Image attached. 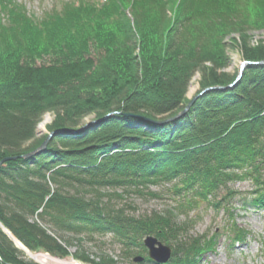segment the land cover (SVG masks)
I'll return each instance as SVG.
<instances>
[{
  "label": "trees",
  "instance_id": "16d2710c",
  "mask_svg": "<svg viewBox=\"0 0 264 264\" xmlns=\"http://www.w3.org/2000/svg\"><path fill=\"white\" fill-rule=\"evenodd\" d=\"M261 28L264 0H69L40 18L0 0V161L11 158L0 164V264H39L16 242L82 264H144L147 235L171 248L167 264H198L220 235L190 234L187 215L202 204L223 212L230 246L244 242L233 203L264 207V64L233 85L238 70L225 69L228 45L264 60L251 33ZM10 49L17 58L7 61ZM197 72L196 95L219 88L156 123L184 109ZM49 111L53 135L37 136ZM151 186H166L175 204L135 215L113 202L117 189ZM97 236L111 245L101 241L98 259L68 251Z\"/></svg>",
  "mask_w": 264,
  "mask_h": 264
},
{
  "label": "rangeland",
  "instance_id": "374dc122",
  "mask_svg": "<svg viewBox=\"0 0 264 264\" xmlns=\"http://www.w3.org/2000/svg\"><path fill=\"white\" fill-rule=\"evenodd\" d=\"M18 2L25 5L26 9L29 13L35 15V17L40 18L45 11H49V9L56 5L60 6L62 1L69 0H17ZM253 41L262 40L264 42V29H252L251 30ZM229 41V39H227ZM230 42V41H229ZM240 44V40L238 41ZM238 46V47H236ZM12 53V54H11ZM227 55L229 56V62L226 67V71L234 72L239 69L241 62L243 61V57L241 56V48L239 45L233 46L228 45L227 47ZM22 56H20L21 58ZM13 58H17L16 55H13L12 50H9V56L7 61H11ZM32 62L40 65L43 63H47L49 61L48 58L43 57L42 59L31 58ZM31 59H28L30 61ZM22 61H26L23 59ZM21 61V62H22ZM198 80L199 74L198 72L192 77L188 92L186 94L187 98L191 99L195 96L198 91ZM54 114L52 112H46L43 114V117L36 128L37 136L48 133V137L53 135L52 132H48L47 125L50 124L53 120ZM92 116H88L84 119V121H90ZM87 122H85L82 126H84ZM157 123V122H156ZM82 126L72 129L73 132H79L82 129ZM88 126V125H87ZM81 128V129H79ZM71 130V129H70ZM52 133L51 136H49ZM46 141V140H45ZM44 141V142H45ZM42 145V144H41ZM40 145V146H41ZM39 146V147H40ZM38 147V148H39ZM37 148V149H38ZM11 159V158H10ZM234 188L238 190L246 189L245 183H235ZM109 189V190H108ZM106 196H111L112 191L114 189L105 188ZM150 192H156L158 194L157 197H153ZM117 194H121V198H115L113 200L114 204L118 206H124V209L127 210L130 214L140 215L145 212H150L153 210H164L175 204V197L171 193L166 186H151L149 187V192L145 191L144 194H137L131 190H123L117 189ZM240 202L233 203V207L235 210L234 216L235 221L239 227L246 229L250 232V236L246 239L241 245L230 246L231 237L227 235V233L222 228V224L225 219L222 211L217 212L212 208H208L206 204L200 205L198 210L190 211L187 215L188 219H193L191 222V235H200L203 233H207V235H211L213 232L220 233L217 241V245L213 252H206L201 255L198 264H264V208H252L248 207L247 209H241ZM177 217L180 220L185 221V214H177ZM78 238V237H77ZM78 239L71 240L72 244L68 246V251L73 253L80 247L84 252L90 254L92 258L98 259L100 257V251L98 250V245L100 246L101 241H104L102 250L106 252L111 251V245L109 244L108 237H96V241L93 242H78ZM16 244L23 250L25 258L29 260H34L30 255L32 254H44V251L30 252L26 250L20 243L16 242ZM80 246H79V245ZM49 254V253H47ZM50 258L46 260L47 264H82L77 262L72 256L60 257L57 255L49 254ZM35 262L42 264L34 260ZM122 264H132L130 262H123ZM144 264H156L153 262H145ZM166 264V263H164Z\"/></svg>",
  "mask_w": 264,
  "mask_h": 264
},
{
  "label": "water",
  "instance_id": "95a60500",
  "mask_svg": "<svg viewBox=\"0 0 264 264\" xmlns=\"http://www.w3.org/2000/svg\"><path fill=\"white\" fill-rule=\"evenodd\" d=\"M252 64L253 65L264 64V60L257 61V62L256 61L243 60L241 62L240 67H239L237 77L235 78L234 82L231 85H233L234 83H237L241 78V74H242V71L244 70V68L247 65H252ZM214 88H219V87H214ZM214 88H204L197 95L193 96L190 99V101L187 103V105L184 107V109L181 110L180 112H178L173 118H170V119L165 120V121H157V123H165V122L172 121L173 119H176V118L183 116L188 111V109L191 107V105L195 102V100L197 99L198 96H200L203 93H205L206 91H208L210 89H214ZM91 123H93V121L87 122L84 126H82V128L86 127L87 125H89ZM79 129H81V128H79ZM51 135H52V133L49 136H51ZM45 143H46V141L43 142L42 145L38 149H35L32 152H29V153L23 155L22 157L29 158L31 156L38 154L42 149H44ZM7 159H10V158H4L3 160L0 161V164ZM143 244H144L145 248L147 249L148 257L153 262H155L157 264H164L170 259L171 248L168 245L160 242L156 237H154L152 235H147L143 240ZM56 255L59 256L58 253H56ZM143 259L144 258L142 256H137L133 259V261L134 262H141Z\"/></svg>",
  "mask_w": 264,
  "mask_h": 264
},
{
  "label": "bare ground",
  "instance_id": "6f19581e",
  "mask_svg": "<svg viewBox=\"0 0 264 264\" xmlns=\"http://www.w3.org/2000/svg\"><path fill=\"white\" fill-rule=\"evenodd\" d=\"M34 260L41 262L42 264H47L46 260L50 258L49 254L44 253V254H31L30 255Z\"/></svg>",
  "mask_w": 264,
  "mask_h": 264
}]
</instances>
